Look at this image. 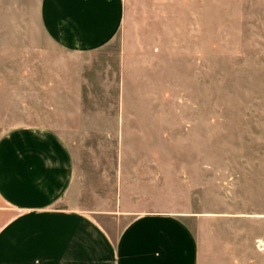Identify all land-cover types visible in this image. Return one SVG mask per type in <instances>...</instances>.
<instances>
[{"label": "rangeland", "instance_id": "1", "mask_svg": "<svg viewBox=\"0 0 264 264\" xmlns=\"http://www.w3.org/2000/svg\"><path fill=\"white\" fill-rule=\"evenodd\" d=\"M39 1L0 0V136L22 126L58 132L75 165L60 204L92 211L114 236L131 215L98 211L130 188L160 208L202 212L187 222L206 255L264 264V0L167 6L163 43L139 65L134 123H111L119 38L93 53L52 47L38 32Z\"/></svg>", "mask_w": 264, "mask_h": 264}, {"label": "crops", "instance_id": "2", "mask_svg": "<svg viewBox=\"0 0 264 264\" xmlns=\"http://www.w3.org/2000/svg\"><path fill=\"white\" fill-rule=\"evenodd\" d=\"M173 3L178 0H40L37 28L52 47L76 54L119 38V104L111 123H134V98L145 91L139 65L147 62L146 50L156 54L162 45L163 16ZM26 32L25 42L38 46L35 31ZM155 33L159 40L151 38ZM74 169L72 149L51 128L22 126L0 136V264H242L225 251L206 255L187 222L203 215L191 204L160 208L154 196L139 200L130 188L119 187L116 200L104 201L109 210L98 211L116 219L131 215L112 235L92 211L60 204ZM138 206L153 208L127 210Z\"/></svg>", "mask_w": 264, "mask_h": 264}]
</instances>
